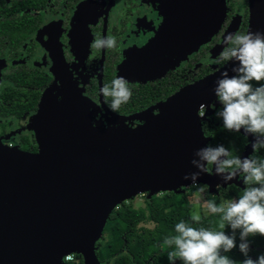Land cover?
Masks as SVG:
<instances>
[{"label":"flooded vegetation","instance_id":"flooded-vegetation-1","mask_svg":"<svg viewBox=\"0 0 264 264\" xmlns=\"http://www.w3.org/2000/svg\"><path fill=\"white\" fill-rule=\"evenodd\" d=\"M249 5V0H226L220 27L208 35V24H194L198 15L202 20L208 15L200 0H0V144L39 152L34 121L45 96L49 132L72 131L80 117L93 133L113 116L127 117L130 127L145 124L144 117L135 116L157 115L159 103L227 63L218 62L225 45L216 57L214 49L230 28L247 34ZM109 36L116 39L114 49L92 48L97 38ZM201 38L205 42L190 50ZM118 77L128 81L133 95L113 112L111 97L106 102L101 89ZM210 107L208 115L206 106L199 111L208 137L222 105ZM242 136L240 158L249 144ZM238 180L241 186L226 189L244 191L243 174Z\"/></svg>","mask_w":264,"mask_h":264},{"label":"water","instance_id":"water-1","mask_svg":"<svg viewBox=\"0 0 264 264\" xmlns=\"http://www.w3.org/2000/svg\"><path fill=\"white\" fill-rule=\"evenodd\" d=\"M200 1L208 15L203 20L198 15L194 24L204 28L208 24V35L216 33L225 17L226 0ZM249 2L248 32L264 31V0ZM204 42V38L194 41L190 50ZM223 45L215 47L214 57ZM232 66L227 62L159 103L157 115L135 116L146 121L136 127L125 125L127 117L113 116L93 133L89 121L80 117L72 131L49 132L45 96L34 121L39 152L0 144V264H66L69 255H80L84 264H105L97 258L96 244L118 206L140 195L185 193L193 186L183 177L198 171L191 164L193 154L212 141L202 129L200 106L220 104L214 92L216 80L224 70L234 75ZM239 133L249 141L241 158L249 157L254 138L243 129ZM212 166V172L202 173L196 184L207 186L210 193L219 186L242 185L240 175L224 183Z\"/></svg>","mask_w":264,"mask_h":264},{"label":"clouds","instance_id":"clouds-1","mask_svg":"<svg viewBox=\"0 0 264 264\" xmlns=\"http://www.w3.org/2000/svg\"><path fill=\"white\" fill-rule=\"evenodd\" d=\"M116 43L112 36L97 38L92 48L114 49ZM224 44L218 62H232L231 73L234 75L224 70L216 80L214 92L222 105L216 116L222 119L223 126L230 132L239 133L243 129L246 136H252V149L255 152L264 147V83H261L264 81V31L228 33L224 37ZM253 81L258 86L254 87ZM101 93L106 102L111 97L108 106L113 112H118L133 95L124 77L113 79L111 85L105 84ZM200 107L203 111L204 105ZM193 155L191 164L198 171L183 177L185 180L191 179L193 185H196L202 173L209 171V165H215L217 176L226 184L243 174L245 183L254 182L260 186L246 188L238 200L229 202L227 206L207 202V208L212 213L222 214L220 229L225 228L226 222L232 229L231 235L225 231L192 227L184 221L177 223V234L165 240L167 245H174L176 249L169 253L170 264H175L176 258L182 260L183 264H235L222 253H229L237 247V230L239 251L245 257L242 264H264V254L256 259L250 256L252 249L249 240L250 236H264V162L249 157L230 158L232 154L222 144L201 147ZM192 220L199 222L200 217L195 215Z\"/></svg>","mask_w":264,"mask_h":264},{"label":"trees","instance_id":"trees-1","mask_svg":"<svg viewBox=\"0 0 264 264\" xmlns=\"http://www.w3.org/2000/svg\"><path fill=\"white\" fill-rule=\"evenodd\" d=\"M252 83L254 87L258 86L255 81ZM216 112L211 119L213 128L208 133L212 138L209 145L215 147L222 144L228 150L233 151L230 158L239 157L243 148V142L240 139L243 136L227 130L223 126L222 119L216 116ZM254 153L253 159L257 162H264V147ZM259 186L254 182L246 183L247 188ZM185 190V193L163 192L150 198L144 195V206L139 208L127 202L122 203L111 214L104 228L103 237L96 244L97 258L105 264H170L169 253L176 249L174 245H167L165 240L177 234L175 226L181 221L192 227H203L212 231H225L228 235L232 234V229L227 226L226 222L225 228L220 229L222 214L210 212L205 216L200 212L199 222L193 221L194 205L191 203V198L195 196L197 190L200 191L199 194L203 192L204 204L200 206V210L203 206L208 209L207 202H214L218 206L222 199L235 201L243 195V190L235 186L229 189L219 186L216 193H210L208 187L201 184L193 185ZM146 223H152L153 227L145 226ZM249 240L252 249L250 256L253 259L264 254V236H250ZM236 242L235 249L222 254L235 261V264H242L245 257L238 247L239 230L236 231ZM102 253L105 254L104 258ZM66 264H84V261L80 255H74L73 260ZM175 264H183V261L176 258Z\"/></svg>","mask_w":264,"mask_h":264},{"label":"rangeland","instance_id":"rangeland-1","mask_svg":"<svg viewBox=\"0 0 264 264\" xmlns=\"http://www.w3.org/2000/svg\"><path fill=\"white\" fill-rule=\"evenodd\" d=\"M208 108L210 110L211 107L209 106ZM211 111H212V109L210 111H208V112H211ZM201 189H202V187H201ZM199 192L200 191L197 190L195 196L191 198V203L194 205V208H193V211H192V216L198 215L199 217H201V215H205V216L208 215L211 211L209 209L204 208V206L202 207L203 209L200 210V206L202 204H204L203 203L204 194H203V192H201L199 194ZM229 202H232V201L222 199L218 206H220V205L227 206V204ZM127 203L132 204L135 208L142 207V206H144V195L137 196L133 200H131V201L127 202ZM200 212H201V215H200ZM144 225L148 226V227H153L152 223H146ZM102 257L103 258L105 257L104 253H102Z\"/></svg>","mask_w":264,"mask_h":264},{"label":"built area","instance_id":"built-area-1","mask_svg":"<svg viewBox=\"0 0 264 264\" xmlns=\"http://www.w3.org/2000/svg\"><path fill=\"white\" fill-rule=\"evenodd\" d=\"M73 260V255H69V256H66L65 258H64V261L65 262H69V261H72Z\"/></svg>","mask_w":264,"mask_h":264}]
</instances>
